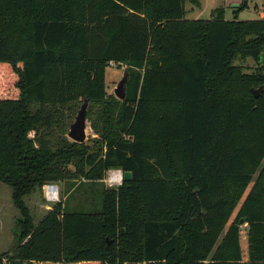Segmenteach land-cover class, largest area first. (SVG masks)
Returning a JSON list of instances; mask_svg holds the SVG:
<instances>
[{
	"label": "trees",
	"instance_id": "trees-1",
	"mask_svg": "<svg viewBox=\"0 0 264 264\" xmlns=\"http://www.w3.org/2000/svg\"><path fill=\"white\" fill-rule=\"evenodd\" d=\"M185 2L0 0V181L20 213L0 264H264V18ZM85 100L93 145L67 136ZM112 169L133 178L35 224L26 196Z\"/></svg>",
	"mask_w": 264,
	"mask_h": 264
},
{
	"label": "rangeland",
	"instance_id": "rangeland-1",
	"mask_svg": "<svg viewBox=\"0 0 264 264\" xmlns=\"http://www.w3.org/2000/svg\"><path fill=\"white\" fill-rule=\"evenodd\" d=\"M202 7H198L195 11L192 10V6L188 0L185 2L186 14L187 17H194V15L200 16V18H210L211 11L216 7H223L225 9V17L227 19H233L237 14L238 19H255L259 18L260 10H264V0H247V5L239 9L238 6H234V2L232 0H201ZM245 0H237V2L241 3ZM236 2V3H237ZM234 64L241 65L242 68L246 72H253L257 68V62L253 57L246 58H236L234 60ZM125 67L117 68L115 66H109L106 70V84L108 86V91L111 93L115 92V88L117 87L119 81L123 78ZM85 102V101H84ZM82 106V105H81ZM81 108V107H80ZM80 110V109H79ZM78 110V112H79ZM78 114V113H77ZM77 116V115H76ZM76 117L73 122L69 125V130L71 125L75 122ZM87 125V134L85 142L89 145H93V141L89 140L92 136H95L92 129L90 128L89 121L86 120ZM68 136V133H67ZM69 137V136H68ZM69 139L73 140L69 137ZM112 170L107 172L106 177L102 181H91L87 178L80 177L76 179L75 182L68 181H59V182H46L45 184H57L59 186V200L51 201L45 195L44 185L41 190H36L31 193L29 196L25 197V202L29 206L32 215L34 216L35 224H38L41 219L47 214V212L53 208L58 202H66L67 205L71 208L82 206L86 208L88 206L89 199H87L86 195L90 192L91 189H99L98 185L100 182H104L106 186H117L120 183H111L110 173ZM258 175V172L254 176V179ZM116 179L112 177V180H119L120 176H114ZM253 181L248 186L246 193L249 192ZM13 189L8 184L0 181V255L6 254L10 252L15 246V224L16 219L20 215L19 210L15 207L13 198H12ZM245 193V195H246ZM88 201V202H87ZM241 204L237 206L232 216V219L236 216L237 211ZM243 256L247 257L248 254V245L246 241V232L243 228L242 239H241ZM40 264V263H33ZM42 264H55V263H42Z\"/></svg>",
	"mask_w": 264,
	"mask_h": 264
},
{
	"label": "water",
	"instance_id": "water-1",
	"mask_svg": "<svg viewBox=\"0 0 264 264\" xmlns=\"http://www.w3.org/2000/svg\"><path fill=\"white\" fill-rule=\"evenodd\" d=\"M238 3H234V6H238ZM128 79V72L127 70L124 72L123 78L119 81L117 87L115 88V95L120 98L124 99L126 96V82ZM264 85H262L260 88H252V92L257 97L263 90ZM87 106L88 101L85 100V102L82 104L77 116L75 122L71 125V128L68 132V136L73 139L75 142H85L86 140V115H87ZM123 179L125 180H131L133 178V172L132 171H123L122 172ZM244 220L241 219V223Z\"/></svg>",
	"mask_w": 264,
	"mask_h": 264
},
{
	"label": "built area",
	"instance_id": "built-area-1",
	"mask_svg": "<svg viewBox=\"0 0 264 264\" xmlns=\"http://www.w3.org/2000/svg\"><path fill=\"white\" fill-rule=\"evenodd\" d=\"M263 18H264V13H263ZM112 66H114V64L112 63ZM122 170L119 169H112L111 173H110V182L111 183H122L123 181V175H122ZM119 175L120 178L119 180L115 181L112 180V177ZM45 188V195L48 198V200L51 201H57L59 200V186L57 184H45L44 185Z\"/></svg>",
	"mask_w": 264,
	"mask_h": 264
},
{
	"label": "crops",
	"instance_id": "crops-1",
	"mask_svg": "<svg viewBox=\"0 0 264 264\" xmlns=\"http://www.w3.org/2000/svg\"><path fill=\"white\" fill-rule=\"evenodd\" d=\"M231 2H234V3H236L237 2V0H232ZM191 3V2H190ZM233 3V4H234ZM238 3V2H237ZM191 4H193V3H191ZM238 4H240V2L238 3ZM193 5H195V6H192V10L193 11H195L198 7H202V1L201 0H198V4H193ZM214 9V8H213ZM212 9V10H213ZM212 12V11H211ZM226 13V12H225ZM263 13H264V10H260V16H259V18H262L263 17ZM226 16V15H225ZM238 17V16H237ZM186 18H188V19H199L200 18V16H198V15H194V17L192 16H190V17H187V14H186Z\"/></svg>",
	"mask_w": 264,
	"mask_h": 264
},
{
	"label": "bare ground",
	"instance_id": "bare-ground-1",
	"mask_svg": "<svg viewBox=\"0 0 264 264\" xmlns=\"http://www.w3.org/2000/svg\"><path fill=\"white\" fill-rule=\"evenodd\" d=\"M114 179H116V177H113Z\"/></svg>",
	"mask_w": 264,
	"mask_h": 264
}]
</instances>
